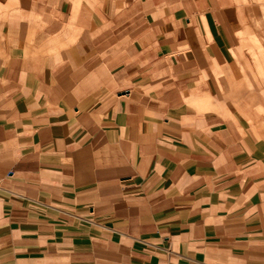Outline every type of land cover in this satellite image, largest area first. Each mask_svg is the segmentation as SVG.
<instances>
[{
	"label": "crops",
	"instance_id": "crops-1",
	"mask_svg": "<svg viewBox=\"0 0 264 264\" xmlns=\"http://www.w3.org/2000/svg\"><path fill=\"white\" fill-rule=\"evenodd\" d=\"M212 2L0 0V264H264V130L214 101Z\"/></svg>",
	"mask_w": 264,
	"mask_h": 264
},
{
	"label": "rangeland",
	"instance_id": "rangeland-1",
	"mask_svg": "<svg viewBox=\"0 0 264 264\" xmlns=\"http://www.w3.org/2000/svg\"><path fill=\"white\" fill-rule=\"evenodd\" d=\"M212 1L215 15L223 22L220 27L227 35L229 51L226 56L219 55V62L213 59L209 76L216 83L214 101L224 102V107L231 110L251 113L264 130V0ZM222 62L224 65L218 64ZM223 80L230 81L233 88L221 84ZM197 107L206 109L205 104Z\"/></svg>",
	"mask_w": 264,
	"mask_h": 264
}]
</instances>
